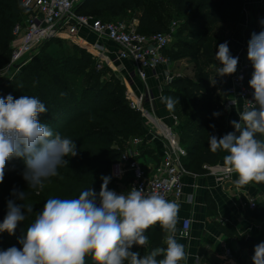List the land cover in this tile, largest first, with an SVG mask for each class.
<instances>
[{"label":"trees","instance_id":"1","mask_svg":"<svg viewBox=\"0 0 264 264\" xmlns=\"http://www.w3.org/2000/svg\"><path fill=\"white\" fill-rule=\"evenodd\" d=\"M21 1L0 0V72L7 70L11 60L12 51L8 41L11 43L13 39V29L26 19ZM239 2L240 0H84L76 9L80 15H84V11L87 15L97 12L98 16L107 14L122 20L132 16L129 18L130 22H125L128 24L137 16V31L144 36L167 32L172 21L180 23L174 36L182 34L183 26L186 28L178 48L188 53L191 60H196L193 78L175 76L161 92V96L172 97L177 101L171 108L175 113L171 111V114L178 120V141L185 151L181 162L190 174H207L208 169L218 165L223 157L224 150L213 151L209 140L212 135L219 138L226 134L220 115L215 116L213 113H219L220 103L225 108L230 78L227 75L219 76V68H210L218 63V45L228 39L224 34H219V29L229 21L230 12L235 10L240 13V9L236 8ZM187 40L192 41L195 47L188 46ZM63 43V40L58 39L43 43L32 52L28 57L29 62L18 74H13L16 72L14 69H8L12 74L11 78L0 81V97L11 94L14 99L22 95L38 98L47 108V112L40 115V121L48 124L54 133L59 132L74 140L77 150L76 156L65 157L68 164L60 167L56 176L46 180L42 189L29 188L27 181L20 188L10 187L9 200H14L17 204L23 203L13 192H26L24 203L33 205V213L27 214L25 221L18 224L14 235L2 232L0 251L13 246L22 248L19 239L34 221L35 214L43 210L47 199L78 198L81 191L89 187L99 193L102 177H110L111 166L121 160L130 139H144L141 158L154 156L152 148L145 145L147 128L143 116L130 106L120 86L110 88L108 83L97 81L99 78L94 58L73 45L66 46ZM167 49L164 55L168 58ZM252 71L251 67L246 73L247 81L251 79ZM225 85L228 86L226 96L221 100L219 91ZM25 167L24 158H11L10 168H5V175L23 176ZM251 183L264 193V181ZM115 185L110 179L108 188L116 191ZM207 206L211 214L213 206L211 203ZM248 213L251 218L262 221L260 228L249 236L242 237L231 225L219 223L216 227L220 233L233 236L232 239H236L240 249H247L249 264H253L255 246L264 242V202L257 203V208L254 211L248 210ZM3 219L0 216V223ZM228 229L236 230L237 233L229 232ZM145 235L148 237L146 254L154 248L164 246L166 232L159 223L147 229ZM132 250L142 255L140 246L134 245ZM161 258L163 257H158ZM85 264H94L90 255L85 257Z\"/></svg>","mask_w":264,"mask_h":264},{"label":"clouds","instance_id":"2","mask_svg":"<svg viewBox=\"0 0 264 264\" xmlns=\"http://www.w3.org/2000/svg\"><path fill=\"white\" fill-rule=\"evenodd\" d=\"M264 24V21H261ZM219 76L235 74L239 57L230 52L228 42L218 45ZM247 58L253 71L248 81L253 89L249 105L231 121L234 132L222 137L210 136L213 151L224 150V164L237 174V185L264 181V31L253 32L248 41ZM242 79V77H241ZM168 108L177 102L162 97ZM46 106L35 96L0 97V183L7 162L14 157L25 160L23 178L29 188L42 189L44 182L76 156L74 140L54 133L39 119ZM219 116L220 113H213ZM238 133V134H237ZM259 134V138H258ZM110 177H102L99 193L89 187L78 198H49L43 210L15 246L0 251V264H85L90 255L94 264H180L187 260L185 246L175 237L179 205L159 193L146 195L143 188L131 187L125 193L108 188ZM23 203H7V214L0 233L14 235L18 224L33 213V205L24 203L26 192H13ZM159 223L166 232L164 244L149 253L133 251L145 246L147 229ZM158 257H163L158 259ZM253 264H264V242L255 246Z\"/></svg>","mask_w":264,"mask_h":264},{"label":"built area","instance_id":"3","mask_svg":"<svg viewBox=\"0 0 264 264\" xmlns=\"http://www.w3.org/2000/svg\"><path fill=\"white\" fill-rule=\"evenodd\" d=\"M84 0H22L21 6L26 13L23 24H17L12 32L11 60L7 67L20 71L30 60L28 58L32 52L49 40L76 41L79 40L82 46H86L85 41L79 37V31L85 29L100 39L115 44L120 48L118 60H130L135 66L137 78L145 82L148 72L164 68L162 74L163 86H168L174 79L173 74L168 71L169 59L164 55V51L169 47L179 22L174 21L165 33H157L151 36L141 35L132 23H107L91 17L77 14L76 9ZM95 55L100 52L98 69L104 63L111 66L113 63L103 60V47L99 44L91 46ZM244 53V52H243ZM96 56V55H95ZM251 62L247 56L242 55V59L235 74L231 75L227 92V102L225 108L236 109L241 104L243 110L245 105H249L252 99L253 89L249 87L246 80V73L251 69ZM242 77V79H241ZM163 87L160 92L164 90ZM134 96V97H133ZM130 98V106L141 113L146 124V142L149 146L154 139L160 140L163 150L160 155L161 161L152 168H145L141 163V152L144 149V139L133 138L128 141V149L121 156V160L111 166L110 178L115 184H124L128 178L132 181V187L143 188L146 195L159 193L169 201H175L178 205L184 200V177L190 174L183 166L181 159L185 156V151L180 147L178 141V120L171 114L172 124L167 126L147 109L146 103H153L154 96L151 91L145 92L137 97L130 91L127 92ZM213 170L215 182L222 184L237 175L231 172L225 165L221 169ZM238 177V176H237ZM118 194L120 191H115ZM188 201L193 202L194 196H187ZM241 205L249 211L257 208L254 200L242 201ZM192 229V219L183 218L179 231L181 238L187 239ZM224 258L232 262L237 249L230 246H223Z\"/></svg>","mask_w":264,"mask_h":264},{"label":"crops","instance_id":"4","mask_svg":"<svg viewBox=\"0 0 264 264\" xmlns=\"http://www.w3.org/2000/svg\"><path fill=\"white\" fill-rule=\"evenodd\" d=\"M132 22L137 26V16L132 19ZM79 37H81L87 45H103V60L110 62L115 61V66L116 64L120 65L117 66L119 67L118 71L116 70L117 73H120L121 77L125 78V81L127 82L133 80V92L137 97L142 95L146 89L150 90L152 95L154 96V100L152 104L149 102L146 103L147 109L150 110L165 125L169 126L172 124L171 113L169 112L168 107L165 106V103L162 101L160 92L163 88V83L161 82V80L164 68H159L156 71L148 72L147 80L145 82H142L136 76L135 66L132 61H119L117 59L120 51V48L118 46L106 40L98 38L85 29H81L79 31ZM242 47L243 41L237 40L234 41L232 48H230L231 54L233 56L239 57L238 66L242 59V55H244ZM239 106H241V104H239ZM229 111L231 113H236L237 110L233 108ZM149 146L154 151V156H146L143 158L145 162L141 161L146 169L154 167L161 161L160 155L163 150L162 142L157 139H154L153 142H150ZM223 166H225L224 157H222V160L218 165L212 168L221 169V167ZM209 169L207 174H192L184 177L183 180L184 192L186 197L179 204L178 222L176 225L175 237L178 243H182L185 246L187 260L181 261L180 264H207V260L211 262L212 258L217 261L219 260V263H216L212 260L213 264H221V261L223 260L222 249L226 243H222L220 240H218L221 238V233L216 227L217 225H219V223H221L222 225H231L240 230L245 229L244 233L241 234L242 237H244V235L249 236L250 233H254L262 225L261 220L250 218V221H248L242 217L243 214L248 210H246L241 205V202L254 200L258 204L262 203L264 202V193L256 189L251 182L245 185H237L235 183V181L238 179L237 175L232 176L230 180H227L222 184L216 183L213 176V170ZM123 185L124 184H121L120 187L119 184H116L115 186L117 188V191H120L121 193L127 192L128 190L125 191L122 188ZM190 195L194 196L193 202H190L187 199V196ZM209 203H211V205L213 206V212H211V214L207 209V205H209ZM188 217L192 219V229L189 237L185 239L179 236V231L182 219ZM207 240H210L211 245H215L216 242L220 243L218 246L220 248L219 250H222L221 255H215L212 248H208L209 245L206 244L204 247L208 253V259L203 258L204 255H202V253H200L199 251L202 247V244L207 242ZM230 240L231 243L228 239L226 240L229 241V244L227 245L232 247L233 249H237V252L234 253L232 262L230 261L228 263L242 264L243 260L247 261V257L245 256V254L247 253V249H240L238 242H235L236 239ZM163 247H166V244H164Z\"/></svg>","mask_w":264,"mask_h":264},{"label":"rangeland","instance_id":"5","mask_svg":"<svg viewBox=\"0 0 264 264\" xmlns=\"http://www.w3.org/2000/svg\"><path fill=\"white\" fill-rule=\"evenodd\" d=\"M236 8L240 9V13L238 14L237 11H232L230 12V19L226 24H223L222 27H220L219 29V34L222 33L225 36L228 37V39L226 40L228 42V46L229 49L232 48V45L234 43V41H243V47L242 50H244V54L247 56V46H248V41L251 38V34L253 32L259 33L260 31H264V27H261V20L264 18V0H240L239 4L237 5ZM84 15H87L86 12L84 11L83 13ZM99 14L97 12H94L93 15H87L90 16L91 18H95L99 21L102 22H108V23H119V22H130L129 18H132V16L125 18V20H122L120 17H110L107 14H103L102 16H98ZM238 17V18H236ZM174 20V19H173ZM173 22V21H172ZM180 24V23H179ZM179 26V25H178ZM178 30V27L177 29ZM182 34L174 36L173 34V38L172 41L170 42V45L167 49V56L169 59V66L168 71L173 74V76H183V77H187V78H193V74H194V65L196 64V60L194 59H190L189 54L183 51H180V49L178 47H180L179 42H181V40L184 38L185 36V32H186V28L183 26L182 27ZM218 30V27L216 28L214 34L216 33V31ZM246 38V39H245ZM95 41V40H94ZM8 46L9 48L11 47V43L10 41H8ZM188 46L190 47H195V44L192 43V41H186ZM66 46H75V48L77 50H81L84 51L86 54H89L90 56H92L94 58V62H95V68L97 66L96 69V73L97 76L99 78V80L101 83H108L110 85V88L116 87V86H120V89L123 91L124 96L126 97V99L128 100V102H130V98H127V92L130 91L133 95V87H132V82L133 80H130V82L125 81V78L121 77L120 73H117L118 68L117 65H114V62L111 66H109L108 64L104 63L103 66L98 69V63L97 61L99 60L96 57H101L100 52H97L95 55L92 53V49H91V45H86V46H82V44H80L79 40L76 41H64V43ZM245 44V47H244ZM102 47H104L103 45H101ZM54 48V47H53ZM188 52V51H187ZM185 56V57H182ZM102 58V57H101ZM200 59V58H199ZM219 61L217 63L216 66H213L210 68V70H214L219 68ZM22 70V69H21ZM20 70V71H21ZM117 70V71H116ZM19 71V72H20ZM19 72H12L13 74H18ZM11 72H9L8 70L5 71H1L0 72V81L3 79H9L11 78ZM228 79L231 78V75H227ZM166 87V86H163ZM227 87L225 85V87L221 88V90L219 91V94L221 96V100L225 99L226 96V92H227ZM167 88V87H166ZM164 88V89H166ZM134 97V96H133ZM163 97V96H162ZM227 102V100H226ZM225 102V105H226ZM165 103V102H164ZM220 108H219V113H220V122L223 124L224 129L226 130V134L229 132H234L235 129L232 126V124L230 123L231 121H239L240 117L238 112L242 111L241 107L242 106H238L236 107L235 110L236 113H231L227 108H224V106L222 105V103H220ZM165 106L166 103H165ZM171 109V108H170ZM169 110V108H168ZM171 111L173 113L174 110L171 109L169 110V112L171 113ZM145 122V121H144ZM228 155V153L226 151H223V157L225 155ZM142 162H145V160L143 158ZM7 169L10 168V160L7 162L6 167ZM26 182V180L23 178V176H10V175H4V179L3 182L0 183V216L5 217V215L7 214V203L9 200V195H10V187H21L24 183ZM132 187V181L130 179H127L123 185V189L125 191L129 190ZM121 188V190H122ZM245 220L250 221L249 219L251 218L248 211H246L243 216H242ZM229 232H236L237 231L235 229V231H232L230 229H228ZM239 232L238 234H243L245 229H237ZM249 234V233H248ZM2 236V233H0V238ZM246 236V235H244ZM236 237V236H234ZM233 236L229 237L227 235L224 234V232H221V238L218 239L220 240L222 243H226L225 245L229 244V241L231 243V240ZM229 241H226V240ZM208 242V243H207ZM207 242L202 244V247L200 249V253H202V255H204L203 258L208 259V253L205 249V245L208 244V248H212V250L214 251L215 255H221V251L219 250V244L218 242L215 243V245H211L210 240H207ZM228 246V245H227ZM142 248V255L143 256L145 253V250L147 249L146 246H140ZM2 248H0L1 250ZM222 258L223 260L221 261V264H229L228 260H226L224 258V255L222 253ZM245 256L247 257V253L245 254ZM245 257V258H246ZM212 260L214 262H218L219 260H215V259H211V262L209 260H207V264H213ZM247 261H242V264H249L248 263V258L246 259ZM215 264V263H214Z\"/></svg>","mask_w":264,"mask_h":264},{"label":"water","instance_id":"6","mask_svg":"<svg viewBox=\"0 0 264 264\" xmlns=\"http://www.w3.org/2000/svg\"><path fill=\"white\" fill-rule=\"evenodd\" d=\"M44 43H46V42H44Z\"/></svg>","mask_w":264,"mask_h":264}]
</instances>
